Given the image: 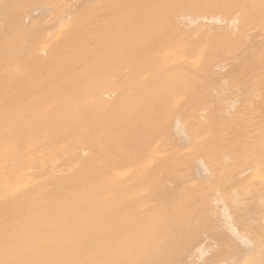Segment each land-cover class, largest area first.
<instances>
[{
  "label": "bare ground",
  "instance_id": "bare-ground-1",
  "mask_svg": "<svg viewBox=\"0 0 264 264\" xmlns=\"http://www.w3.org/2000/svg\"><path fill=\"white\" fill-rule=\"evenodd\" d=\"M0 264H264V0H0Z\"/></svg>",
  "mask_w": 264,
  "mask_h": 264
},
{
  "label": "rangeland",
  "instance_id": "rangeland-1",
  "mask_svg": "<svg viewBox=\"0 0 264 264\" xmlns=\"http://www.w3.org/2000/svg\"><path fill=\"white\" fill-rule=\"evenodd\" d=\"M49 15H51V13Z\"/></svg>",
  "mask_w": 264,
  "mask_h": 264
}]
</instances>
